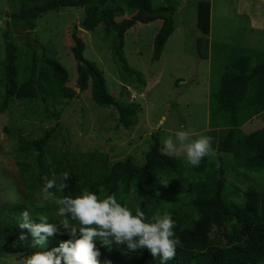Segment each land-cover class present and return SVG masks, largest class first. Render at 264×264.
Segmentation results:
<instances>
[{"label": "trees", "instance_id": "obj_1", "mask_svg": "<svg viewBox=\"0 0 264 264\" xmlns=\"http://www.w3.org/2000/svg\"><path fill=\"white\" fill-rule=\"evenodd\" d=\"M15 9L4 22L1 31L3 46L4 96L0 114L5 113L11 100L32 101L40 99L46 113L52 112L59 100H71L78 96L67 88L68 72L52 52L31 37L37 19L57 8L82 9L80 27L89 32L102 27L105 36L112 38V52L122 63L127 76L141 83L140 73L130 69L123 57L125 33L138 22L147 24L160 21L153 38L151 61H158L167 40L174 31L175 2L154 5L153 0H5ZM130 13L128 18H122ZM117 18H122L117 21ZM196 27L203 35L211 28V5L201 0L196 5ZM17 34L24 43L20 47L13 39ZM71 53L76 61L80 92L90 89L92 101L101 108L114 107L118 113V126L131 129L135 126L140 107L131 102L121 106L109 92L102 71L84 58L85 44L75 28L71 34ZM212 55L215 79L208 93V128H225V137L216 149L219 166L205 157L198 167L186 163V156L162 154L159 133L151 135L152 145L142 165L130 158L108 164L106 155L100 156L97 165L82 168L50 169L46 165L43 150L52 131L34 140L31 146L37 151L36 165L39 171L36 181L41 188L44 177L52 179L63 172L70 174L69 188L52 189L58 196L95 192L100 199L115 195L122 205L135 199L146 217L168 213L176 221L174 229L181 241L176 255L167 264H264V190L249 188L242 193V202L227 200L225 196L223 158L232 159L233 168L250 171L264 170V124L261 128L245 133L242 126L252 117L264 112V52L238 47L216 45ZM23 172L29 168L23 167ZM160 178L169 183L165 186ZM234 190L232 197H239ZM172 194L173 196H169ZM166 201L163 204L161 201ZM151 201V205L147 204ZM30 210L33 218L44 214L50 223L59 224L63 218L57 214V206L50 201L43 204L24 202L0 203V254L31 255L50 251L71 237L56 234L43 248L31 247L32 237L26 229H20V213ZM38 223L39 220L37 219ZM79 227L77 221H72ZM63 230V229H62ZM24 233L27 240L21 241ZM99 249V264H160L147 249L130 252L126 246L115 243Z\"/></svg>", "mask_w": 264, "mask_h": 264}, {"label": "rangeland", "instance_id": "obj_2", "mask_svg": "<svg viewBox=\"0 0 264 264\" xmlns=\"http://www.w3.org/2000/svg\"><path fill=\"white\" fill-rule=\"evenodd\" d=\"M123 1V0H120ZM175 2L174 31L167 40L158 61L152 62L153 38L160 21L147 24L138 22L124 36L125 64L140 73L141 83L127 76L122 63L112 52V38L105 36L102 27L93 32L80 27L82 9L57 8L36 20L31 37L46 46L68 72L67 88L78 96L61 99L53 106L58 117L46 113L40 99L11 100L5 113L0 114V203L24 202L43 204L42 188L36 181L37 151L31 143L52 131L43 150L50 169L82 168L97 165L106 155L108 164L130 158L142 165L152 145L151 135L158 132L160 142L175 139L180 130H192L193 139L211 136L216 150L225 137V128H208L210 85L215 79L212 55L216 45L238 46L264 52V0H205L211 5V28L203 35L196 27V5L201 0H170ZM167 0H153L154 5ZM16 8L0 0V104L4 96L3 46L1 31L4 22ZM130 13L122 18H128ZM122 18H117L120 21ZM85 44L84 58L93 62L103 73L110 94L121 106L137 103L140 107L134 127L118 126V113L114 107L101 108L90 97V89L80 92L76 84L77 71L71 47V34ZM13 39L24 48L17 34ZM264 112L252 117L242 129L250 133L262 127ZM217 152V151H216ZM185 156L181 153L180 156ZM177 157V156H175ZM219 155L209 161L219 166ZM223 158L225 196L227 200L242 202V193L249 189L264 190V170L250 171L232 167V159ZM27 167L29 171L23 172ZM239 197H232L234 190ZM15 192L13 201L10 193ZM169 196H173L170 194ZM163 204L166 201H161ZM132 210L139 209L133 198ZM151 205V201H147ZM33 255V254H31ZM31 255L0 254V264H22Z\"/></svg>", "mask_w": 264, "mask_h": 264}, {"label": "clouds", "instance_id": "obj_3", "mask_svg": "<svg viewBox=\"0 0 264 264\" xmlns=\"http://www.w3.org/2000/svg\"><path fill=\"white\" fill-rule=\"evenodd\" d=\"M193 135L190 129L180 130L175 133V139L171 136L164 139L162 154L178 157L183 153L191 167L200 166L205 157H216L211 136L200 135L193 139ZM43 179L42 200L56 205L57 214L63 219L59 224L50 223L47 215L33 218L30 210L24 209L20 213L18 226L30 233L33 248L45 247L48 239L56 234L67 233L71 238L61 241L58 247L50 251L36 252L24 258L22 264H99L100 252L96 240L103 246L113 243L124 245L130 252L147 249L154 259L159 258L160 264H167L175 258L181 241L174 231L176 221L170 214H157L149 220L143 211L136 209L133 215L127 203H119L114 194L104 199L88 191L75 197L58 196L51 190L62 192L69 188L70 174L67 171L58 178ZM160 182L165 186L169 183L162 178ZM10 198L15 201L18 197L13 191ZM72 221H77L79 227ZM19 239L25 241L27 237L22 232Z\"/></svg>", "mask_w": 264, "mask_h": 264}]
</instances>
